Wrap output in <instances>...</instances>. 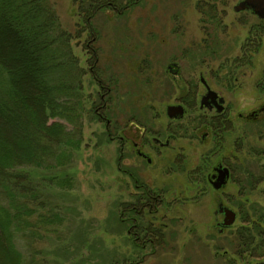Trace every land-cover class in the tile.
<instances>
[{"label": "rangeland", "instance_id": "obj_1", "mask_svg": "<svg viewBox=\"0 0 264 264\" xmlns=\"http://www.w3.org/2000/svg\"><path fill=\"white\" fill-rule=\"evenodd\" d=\"M240 1L116 0L117 7L92 20L95 43L88 31L71 41L85 70L81 145L64 167L21 168L48 204L39 213L53 210L65 219L46 225L37 243L45 264L264 260L263 250L261 257L237 254V229L249 224L241 216L264 228L258 218L264 215V122L247 119L264 104V19L253 10L236 12ZM49 2L69 32L86 27L80 1ZM202 76L227 99L223 137L200 109ZM180 104L181 118L169 117L168 106ZM219 164L232 171L226 186L214 189L209 178ZM65 177L63 185L54 182ZM221 204L238 214L228 228L217 212ZM143 226H155L165 243L150 241Z\"/></svg>", "mask_w": 264, "mask_h": 264}, {"label": "trees", "instance_id": "obj_2", "mask_svg": "<svg viewBox=\"0 0 264 264\" xmlns=\"http://www.w3.org/2000/svg\"><path fill=\"white\" fill-rule=\"evenodd\" d=\"M77 1L80 23L86 27L75 35L61 26L60 15L49 0H0V264H45L37 243L44 239L46 225L65 221L53 210L46 216L39 213L48 204L21 168L64 167L81 145L88 113L82 85L85 70L71 41L88 31L95 43L99 36L93 18L118 3ZM98 50L96 46L92 50L97 64L101 60ZM95 72L100 75L101 71L95 68ZM66 178L54 182L63 185ZM248 216L241 218L249 224L237 229L241 243L237 253L260 256L264 228ZM258 218L263 220L264 215ZM143 231L152 235L150 241L160 236L155 226H143ZM161 242L165 243L164 236L158 239Z\"/></svg>", "mask_w": 264, "mask_h": 264}, {"label": "flooded vegetation", "instance_id": "obj_3", "mask_svg": "<svg viewBox=\"0 0 264 264\" xmlns=\"http://www.w3.org/2000/svg\"><path fill=\"white\" fill-rule=\"evenodd\" d=\"M201 82L206 87V92L204 94H202L203 95L202 96V99L205 96H208L209 95L208 92L210 90H213V91H215L218 94V97H216L214 99L213 98H210V97L206 98L205 103H203V104H202V99H201V104H200L201 107H200V109H201V111L202 110L204 111L205 115L207 114L208 116H211L212 117V119H210L211 120L210 123H208L207 126H210L211 127V130L213 131L214 134H216L217 136L219 134L220 137H223L222 134H220V132H224L225 130L228 129V126H226L228 124V122H227L228 121V117L226 115V111L228 109V105L226 104L227 103V99L225 98L224 94H221L220 92H218L215 89H213L211 87V85L208 84V82H207V80L205 79L204 76L201 77ZM220 99H224L222 103H220ZM217 102L221 106H223L222 109L219 108V106L217 105ZM242 116L243 115H241V117ZM178 118H181V117H178ZM247 119H249L248 121L254 122V123L259 122V121L264 122V104L259 105V106H257L255 108V110H252L249 113ZM208 135H209V133H208ZM169 145H170V143L168 141L167 144H166V146H169ZM138 154L140 156H142V157H145L146 156V154L143 151H141V150H139ZM219 167L225 168V165L224 164H219L218 166H215L213 168L214 169V172L211 175V177L209 178V180H210L213 188H214L213 182L215 181V178L214 177H215V175L218 176V170H217V168H219ZM226 167L230 168L228 165H226ZM231 171H232V169L230 168V175H231ZM230 175L227 178L228 181H229ZM134 179H135V183L138 184V182H137L138 179L136 177H134ZM228 181L226 182V184L228 183ZM226 184L223 185L221 188L225 187ZM150 199L152 200V198H150ZM146 204L151 205L150 202H147Z\"/></svg>", "mask_w": 264, "mask_h": 264}, {"label": "water", "instance_id": "obj_4", "mask_svg": "<svg viewBox=\"0 0 264 264\" xmlns=\"http://www.w3.org/2000/svg\"><path fill=\"white\" fill-rule=\"evenodd\" d=\"M234 7H235L236 12H240L242 10H247V9H252L258 17H260L261 19L262 18L264 19V0H241ZM208 94H209L208 96H205L202 99V104L205 103V100L208 97L213 98V99L218 97V94L213 90H210ZM223 100L224 99H220V103H222ZM217 105L219 106V108L222 109L223 106H221L218 102H217ZM184 113H185V108L181 104L168 106L167 114L169 117L178 118V117H181ZM217 170H218V176L215 175L214 177L215 181L213 182L215 189L216 188L219 189L223 185H225L226 182L228 181L227 178L230 175V168L228 167H225V168L219 167L217 168ZM217 212L224 214L223 225L227 227L228 225L234 224L237 219V212L228 206L225 207L223 204L219 206V209L217 210ZM257 264H264V260L262 262H257Z\"/></svg>", "mask_w": 264, "mask_h": 264}, {"label": "bare ground", "instance_id": "obj_5", "mask_svg": "<svg viewBox=\"0 0 264 264\" xmlns=\"http://www.w3.org/2000/svg\"><path fill=\"white\" fill-rule=\"evenodd\" d=\"M247 10H250V11H251L252 9H247ZM214 189H215V188H214ZM222 214H223V213H222ZM223 220H224V219H223ZM224 226H225V225H224ZM229 226H230V225H228V227H229ZM228 227L226 226L225 228H228ZM222 230H223V229H222ZM151 236H152V235H151ZM158 239L160 240V236H159V237H157V236L154 237L152 241H153V242H154V241L158 242ZM237 254H238V253H237Z\"/></svg>", "mask_w": 264, "mask_h": 264}]
</instances>
